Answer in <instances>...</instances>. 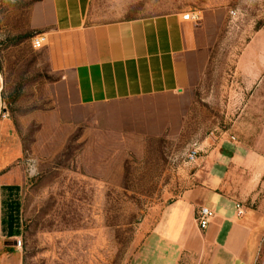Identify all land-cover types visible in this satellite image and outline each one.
<instances>
[{
  "label": "rangeland",
  "instance_id": "rangeland-1",
  "mask_svg": "<svg viewBox=\"0 0 264 264\" xmlns=\"http://www.w3.org/2000/svg\"><path fill=\"white\" fill-rule=\"evenodd\" d=\"M34 1L0 0V109L23 144V264H132L221 141L244 147L232 187H255L264 213V0H92L98 23L197 12L206 45L186 91L94 106L33 48Z\"/></svg>",
  "mask_w": 264,
  "mask_h": 264
},
{
  "label": "crops",
  "instance_id": "crops-1",
  "mask_svg": "<svg viewBox=\"0 0 264 264\" xmlns=\"http://www.w3.org/2000/svg\"><path fill=\"white\" fill-rule=\"evenodd\" d=\"M91 3L35 0L26 26L47 35L46 62L73 87L79 105L175 95L195 83L206 50L200 23L184 20L182 12L98 23ZM243 148L228 141L213 148L207 170L196 173L206 179L166 208L132 264L255 263L264 222L255 209L260 192L232 187L247 172ZM22 156L13 122L0 116V264H23L16 246L23 236ZM200 207L216 213L204 230L195 219Z\"/></svg>",
  "mask_w": 264,
  "mask_h": 264
},
{
  "label": "built area",
  "instance_id": "built-area-1",
  "mask_svg": "<svg viewBox=\"0 0 264 264\" xmlns=\"http://www.w3.org/2000/svg\"><path fill=\"white\" fill-rule=\"evenodd\" d=\"M183 19L194 23H200L201 20L200 15L194 11H188L183 13ZM31 42L34 49H41L48 43V37L44 33H38L31 37ZM0 116L4 119H8L10 115L6 109L1 108ZM233 139L235 138L233 137ZM200 154H201V149L199 147L193 148L187 156L188 162L192 164L197 163L201 157ZM239 213H242L240 209H239ZM215 216L216 213L209 207H200L197 210L195 219L198 226L202 230H204L209 226V224L211 223L212 219L215 218ZM16 246L19 250H22L23 248L22 238L16 240Z\"/></svg>",
  "mask_w": 264,
  "mask_h": 264
},
{
  "label": "trees",
  "instance_id": "trees-1",
  "mask_svg": "<svg viewBox=\"0 0 264 264\" xmlns=\"http://www.w3.org/2000/svg\"><path fill=\"white\" fill-rule=\"evenodd\" d=\"M27 37H29V36H27Z\"/></svg>",
  "mask_w": 264,
  "mask_h": 264
}]
</instances>
